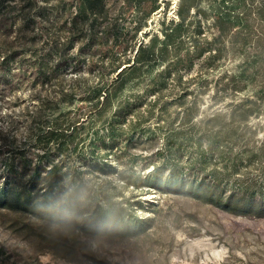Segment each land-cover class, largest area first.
<instances>
[{
    "label": "trees",
    "instance_id": "1",
    "mask_svg": "<svg viewBox=\"0 0 264 264\" xmlns=\"http://www.w3.org/2000/svg\"><path fill=\"white\" fill-rule=\"evenodd\" d=\"M163 1L0 0V106L23 107L2 226L127 239L155 220L140 192L264 218V0H179L155 29Z\"/></svg>",
    "mask_w": 264,
    "mask_h": 264
},
{
    "label": "rangeland",
    "instance_id": "2",
    "mask_svg": "<svg viewBox=\"0 0 264 264\" xmlns=\"http://www.w3.org/2000/svg\"><path fill=\"white\" fill-rule=\"evenodd\" d=\"M178 2L163 1L154 16L155 29L164 19L177 18ZM22 108L0 106V125L9 127L13 117H21ZM139 195L145 207L140 216L155 217L154 222L140 225L144 232L127 239L70 235L71 251L41 238L20 236L0 224V244L6 252H0V264H92L93 258L109 264H264V218L240 216L183 196ZM115 196L122 198L119 193ZM150 203L161 206L156 209Z\"/></svg>",
    "mask_w": 264,
    "mask_h": 264
}]
</instances>
